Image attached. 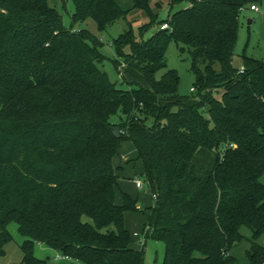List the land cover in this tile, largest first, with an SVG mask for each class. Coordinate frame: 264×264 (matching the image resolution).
<instances>
[{
	"label": "trees",
	"instance_id": "1",
	"mask_svg": "<svg viewBox=\"0 0 264 264\" xmlns=\"http://www.w3.org/2000/svg\"><path fill=\"white\" fill-rule=\"evenodd\" d=\"M73 1V25L103 31L139 10L141 31L159 29L139 39L128 21L114 40L123 88L101 67L103 43L49 0H0V256L16 222L19 264H52L37 243L68 264H144L125 223L139 201L117 202L113 160L130 140L157 195L144 230L165 243L162 264H238L245 241V263L264 264V61L233 64L240 14L264 0H187L167 19L151 0ZM172 39L190 54L191 94L175 69L157 76Z\"/></svg>",
	"mask_w": 264,
	"mask_h": 264
},
{
	"label": "rangeland",
	"instance_id": "2",
	"mask_svg": "<svg viewBox=\"0 0 264 264\" xmlns=\"http://www.w3.org/2000/svg\"><path fill=\"white\" fill-rule=\"evenodd\" d=\"M50 4L57 8L62 15L63 22L66 27H72L73 19L72 16L75 12V4L73 0H49ZM157 2L162 4L160 10V18L167 19L170 12H174L181 7L188 6V1L184 0L179 5L173 7L169 5V0H151V4L155 11ZM259 10H252L250 8L244 9L240 14V24L238 32V40L235 48V56L233 64L236 68H241L243 66V55H248L250 57L256 58L260 61H264V2L258 4ZM146 15L139 10H134L129 14L128 21L132 23L134 32L139 37V39L151 38L155 32L159 29L158 25H151L149 28L141 31L140 26L144 21H147ZM128 21L124 18L116 20L114 23L110 24L105 30L100 31L97 28L96 23L92 19H87L84 22H78L74 24L73 28L75 30H81L83 28H88L94 38L102 44L100 46V51L104 54L105 59L101 64L103 70L107 72L110 79L116 82L119 86L127 88L128 85L122 83L121 75L117 67L113 63V59L117 58V52L114 46V40L117 39L125 30L129 28ZM181 43H177L172 39L169 43L167 53H166V68L160 70L157 73L158 77H161L164 72L168 69H175L180 75V85L179 91L182 94H191V87L194 86L196 81V76L192 70L191 57L188 52L181 50ZM217 68L219 66L217 65ZM124 115L121 111L117 112L111 117L114 123L122 122ZM126 143V144H125ZM122 143V149L127 150L128 148H133L134 145L131 141H126ZM127 146V149L125 148ZM142 178V177H141ZM143 179V178H142ZM262 182L264 183V176L262 177ZM133 192L141 193V203L146 201L147 206L143 207L139 211H131L128 213V229L131 232L137 230L140 232V238H135L132 235V243L139 248H144L145 250V260L144 264H162L165 256V243L163 241H156L150 237H147L144 230L145 223L149 215L150 204H153V197L151 192H147L148 187L143 186L139 189L135 183H129ZM120 200V195L118 197ZM8 230L12 234V240L6 244V254L0 256V264H19L23 258V252L21 245L23 244L25 237L19 232L18 225L16 222H11L8 224ZM246 234H250V230L245 229ZM137 239V240H136ZM141 239V240H140ZM264 242V238L261 239ZM43 244H36L35 254L40 258L50 257L52 264H68L69 259L65 260L60 258L61 256L58 252L51 248H47ZM248 245L245 241L240 247H237L234 253L238 256V264H246L244 257V249Z\"/></svg>",
	"mask_w": 264,
	"mask_h": 264
},
{
	"label": "crops",
	"instance_id": "3",
	"mask_svg": "<svg viewBox=\"0 0 264 264\" xmlns=\"http://www.w3.org/2000/svg\"><path fill=\"white\" fill-rule=\"evenodd\" d=\"M126 141H130V140H125L122 143H125ZM122 143H121L120 148H119V153L117 154V156L113 160L115 171H116V174L118 177L117 202L118 203L121 202V192L124 191V192H127L128 194H130L133 198L138 199L139 207L142 209L143 207L147 206V203L144 200L141 203V193L133 192L132 189L130 188L131 185L129 183L133 182L136 184L135 180L137 178H141V174L144 170V165H143L141 159L138 157V152H137V149L135 148V146H134V149L132 147L127 149V146H125V148L127 150H123L122 149ZM132 144H133V142H132ZM139 189H142V188H139ZM147 192H150L149 189L147 190ZM119 195H120V200H118ZM153 204H154V201H153ZM152 205L150 204V206H152ZM128 213H132V212L131 211L125 212V223H126L127 228H129L128 227V223H129ZM129 231H130V229H129ZM135 232L138 233V235H134ZM131 234L135 238H138V239L140 238V232L137 230H134L133 232H131ZM38 244H41V243H38ZM132 246L135 248H139L136 245H134L133 243H132ZM62 259L68 260V258H62Z\"/></svg>",
	"mask_w": 264,
	"mask_h": 264
},
{
	"label": "built area",
	"instance_id": "4",
	"mask_svg": "<svg viewBox=\"0 0 264 264\" xmlns=\"http://www.w3.org/2000/svg\"><path fill=\"white\" fill-rule=\"evenodd\" d=\"M250 8L252 10H259L258 5H256V4H252ZM168 27H169V24L168 23H164V24L161 25V28L162 29H165V28H168ZM244 70H245V68H244V66H242L241 69H240V72H243ZM191 90H194V87H192ZM135 182H136V185L139 188H143V186H146L147 185V183L143 179H141V178H137L135 180ZM152 197H153V199H155L157 197V195L156 194H152ZM134 235H138V233L135 232ZM59 257L60 258H67V257H64V256H59Z\"/></svg>",
	"mask_w": 264,
	"mask_h": 264
},
{
	"label": "water",
	"instance_id": "5",
	"mask_svg": "<svg viewBox=\"0 0 264 264\" xmlns=\"http://www.w3.org/2000/svg\"><path fill=\"white\" fill-rule=\"evenodd\" d=\"M114 133H115L116 135H118V129H117V128L114 129Z\"/></svg>",
	"mask_w": 264,
	"mask_h": 264
}]
</instances>
